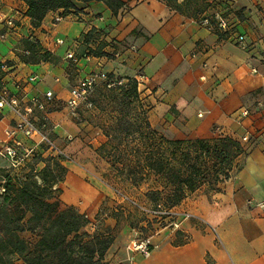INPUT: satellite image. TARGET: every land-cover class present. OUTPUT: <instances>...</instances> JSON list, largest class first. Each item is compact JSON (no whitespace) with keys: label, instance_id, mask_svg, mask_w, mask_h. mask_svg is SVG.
<instances>
[{"label":"crops","instance_id":"obj_1","mask_svg":"<svg viewBox=\"0 0 264 264\" xmlns=\"http://www.w3.org/2000/svg\"><path fill=\"white\" fill-rule=\"evenodd\" d=\"M121 1L126 7L116 16L103 3L91 2L80 6L77 13L50 12L33 26L21 0H0L3 13L16 25L0 39V63L7 66L1 74L3 84L16 95L15 82L37 75L36 83H22L20 95H25L26 102L33 97L42 99L50 91L53 101L46 115L49 127L56 126L50 136L56 143H62L61 139L67 142L65 137L71 136L72 143L75 128L64 130L60 124L74 121L64 108L70 90L92 72L102 71L119 79L140 74L143 85L139 99L146 104L147 121H155L153 127L177 140L229 137L244 149V156L236 161L240 170L218 185V191L194 193L179 206L215 228L217 239L190 221L183 226L188 243L173 246L171 235L163 236L148 257L133 254L129 261L130 254L124 247L118 248L114 240L105 254L107 264H264V0H227V6L221 4L223 12L228 11L231 31L225 39H219L199 21L169 9L162 0ZM61 15L62 20L54 23ZM1 30L0 26L3 33ZM90 30L99 33L97 38L105 44L102 52L112 58L92 57L73 65L66 55H77ZM238 35L245 36L244 47L237 45ZM23 41L36 43L54 61L23 63L19 58L27 55ZM111 42L114 46L109 45ZM244 110L249 115L240 118ZM83 111L92 113L95 107L80 108V113ZM41 117L42 113L33 109L31 120L38 125ZM14 121L11 113L2 112L0 147ZM86 126V122L80 124L88 130ZM244 136L249 137L248 143L242 142ZM18 139L30 145L21 136ZM62 166L66 180L58 186L60 199L86 218L93 213L80 208L84 198L75 180L82 183L86 175L96 176L99 187H89L92 201H96L95 213L103 200L114 198L116 189L105 185L92 166L80 161ZM110 221L107 219V226L112 228Z\"/></svg>","mask_w":264,"mask_h":264},{"label":"trees","instance_id":"obj_2","mask_svg":"<svg viewBox=\"0 0 264 264\" xmlns=\"http://www.w3.org/2000/svg\"><path fill=\"white\" fill-rule=\"evenodd\" d=\"M21 1L27 6L26 15L33 26H38L50 12L62 10L63 14L69 11L77 13L81 10L80 6L91 2L103 3L114 16L126 7V3L121 0ZM162 1L169 9L189 19L200 22L203 16L209 17L210 24L214 26L211 30L219 39L231 35L230 28L227 32L219 31L213 19L216 13L227 19L228 11L223 12L225 9L220 6H227V0H182L181 3L178 0ZM215 5H219L216 11L209 13L210 8ZM98 35L95 30H90L84 36V44L90 46V39ZM23 48V52L27 53L19 56L23 63L54 61L49 52L42 50L34 42L23 41ZM91 52L92 55L83 53L77 57L112 58L102 51ZM120 80L125 83L116 85V88L122 93L124 100L128 101L126 104H140L145 120L137 128L145 146L140 175L154 178L157 187L148 191L146 196L155 208L160 206L162 209L172 210L202 185H206L210 192L218 191V185L231 179L240 170L241 165L236 161L244 156L245 151L239 142L222 136L213 140L167 139L152 129L147 121L146 107L140 103L136 81L133 78H114L107 74V81ZM102 84L108 88L107 82ZM88 100L95 107L92 94ZM128 134L127 130L126 135ZM149 141H153L152 149L147 146ZM32 158L33 166L44 164L40 172L34 174L32 166L26 179L20 181L16 175L13 176L7 165L6 175L0 176L4 190L0 197V264H15V258L22 264H107L105 254L114 242L109 229L83 241V235L88 237L83 230L89 221L73 207L54 197L55 193L52 191L61 182L65 168L56 160L52 167L47 165V160H53L42 157L40 152ZM33 178L40 180L42 185H38ZM24 213L30 214L26 221L27 227L23 226ZM24 231L37 236V241L31 248L20 237V233ZM175 236L180 245L188 243L181 240L183 235L180 232H176Z\"/></svg>","mask_w":264,"mask_h":264},{"label":"rangeland","instance_id":"obj_3","mask_svg":"<svg viewBox=\"0 0 264 264\" xmlns=\"http://www.w3.org/2000/svg\"><path fill=\"white\" fill-rule=\"evenodd\" d=\"M179 1L180 0H178V2ZM218 6L219 5L212 6L208 12L213 13ZM100 41L101 40H99L97 36L92 37L89 42L90 46L81 44L76 56L82 55L83 53L92 55V50L97 52L102 51L105 44ZM109 45L114 46L112 42ZM123 83L125 82L123 81ZM142 85L143 82L137 89L138 97ZM116 87L117 86H111L110 88H105L102 83H99L94 88L92 100L94 102L95 112L90 113L88 111H83L81 113L85 120H87L83 121V123H87L86 127H89L88 130H86V128H81V123L77 121H60L64 130H68L69 128L73 130L75 128V140L72 143H67L62 139V143H57L68 157H70V161H61L60 159L57 160L47 157L53 160H47V165L52 167L56 161L61 165L64 162H83L85 165L92 166L95 174L101 177L105 185H109L116 189L114 198H111V200H108V198L103 200L95 213L96 201H92V190H90L89 187H99V181L96 176L94 175L93 177L92 174L86 175L84 181L81 180L82 183L76 180L75 182L73 181L75 186L81 185L82 187L80 190L84 199L83 205H81L80 208L86 210L88 213H93L90 218H86L89 224L83 231L86 232L88 237L83 235V241H88L90 239L89 236L101 233L107 228L109 229L110 236L115 240V245L118 248L124 247L127 253H129L127 246L133 241L148 239L150 243L154 244L160 240L159 238L162 239L163 236L166 238L168 235H171L169 242L173 246H179L180 242L176 239L175 234H170V232L166 230H162L160 233L158 231V228L161 227L160 225L167 224V219H162L161 217L155 219L140 211V209L150 211L157 209L146 196L148 191L157 187L154 178L152 176L140 175V165L143 158L142 153L145 146L143 145V138L137 133V128L140 122L145 120L142 116L140 104L135 102L130 105L126 104L128 101L124 100L122 93ZM140 103L144 107L146 106L141 100ZM149 123L152 129L156 130L160 135L167 139H173L162 129H158L155 126L153 127L151 124L155 125V121H149ZM127 130L130 133L128 135H126ZM96 132H98V134H96ZM105 139L107 141L103 143ZM74 145L75 148H73ZM147 146L152 149L153 141H149ZM32 159L33 158H29L20 170L12 171L13 176L16 175L20 181H24L28 176L29 168L33 166ZM39 165V167H36V165L33 166L35 169L34 174L40 172L44 164ZM6 172L7 164L0 160V176H5ZM142 174L144 175L145 172H142ZM65 176L66 170L61 176L60 183L65 182ZM33 179L37 181L38 185H42L40 180L37 178ZM60 183L54 186L52 190L55 193L54 197L58 199H60L61 192L58 188ZM64 186L62 184V187ZM199 192L203 194L210 193L206 185H202L195 193ZM3 194V181L0 178V197ZM193 194L189 195L185 200L190 198ZM61 202L63 201L61 200ZM181 204L179 206H181ZM179 206L174 208V211L178 213H189L185 208H179ZM177 208L179 209L177 210ZM78 213L80 212L78 211ZM82 215L85 216V214ZM29 217V213H24V227H27L26 221ZM107 219L111 220L110 223H112V228L107 226V224H109V222L107 223ZM185 224L186 223H183L180 228L183 229ZM20 237L27 243L29 248L37 241V236L28 231L20 233ZM181 240H184L183 237ZM129 254L130 258H128V260L131 261V255L133 254ZM14 262L15 264H22L18 258H15Z\"/></svg>","mask_w":264,"mask_h":264},{"label":"built area","instance_id":"obj_4","mask_svg":"<svg viewBox=\"0 0 264 264\" xmlns=\"http://www.w3.org/2000/svg\"><path fill=\"white\" fill-rule=\"evenodd\" d=\"M216 28L221 32H227L229 29L228 20L224 18L221 14L216 13L213 17ZM62 20L61 16H57L54 19V23H58ZM200 24L209 27L211 30L214 28L210 24L209 17L203 16L200 20ZM0 26L4 32L0 33V39H5V37L16 29L15 21L6 16L3 13V9L0 4ZM235 41L238 46H245V36L238 35L235 38ZM91 56L77 57L72 53H68L66 55V59L69 60L73 65L77 64L80 60L89 61ZM7 71V66L4 63H0V116L3 111H7L11 113L14 118V125L10 128L7 133V141L0 147V159L4 160L8 167L12 171H18L21 167L24 166L25 162L32 158L38 152L41 153V156L44 158L50 157L52 159H60L61 161H70V157L63 151L61 147H59L56 141L50 136V131H54L56 126L49 127V121L46 115L47 106L53 101L52 93L46 92L42 99L40 98H30L26 102L24 101L25 95L21 96L20 92L23 90L22 83L33 84L38 81L37 75H30L25 78L24 81H17L14 83V90L16 91V95L11 93L7 87L3 84L1 80V74ZM137 83V89L140 84L143 82V76L138 74L133 78ZM107 82V86L110 88L111 86L122 85L123 81H107V74L99 71L92 72L83 80L78 82L75 87L70 90L69 98L65 103V110L67 115L77 121L79 123H83V118L80 113V108H84L86 110L93 109V105L89 102V97L93 93L94 88L99 83ZM25 103H27L25 105ZM33 109H36L42 113V117L40 121H38V125L31 120V115L33 113ZM249 115L247 110H244L240 114V118H245ZM18 136L30 141V145H25L21 140L18 139ZM67 142H71L73 138L71 136L65 137ZM242 142L248 143L249 137H242ZM46 157H45V156ZM140 209V208H139ZM141 212L154 217L155 219L164 218L167 219L168 222L165 225H159L161 227L158 228V231L166 230L170 232V234H175L176 232H180L183 235V239L189 241V236L184 232L180 227L183 223H189L190 221H194L197 224L201 225L205 229H207L214 237L217 239V232L215 228L204 223L200 219L194 217L192 214L187 212L178 213L172 210H165L159 207L155 210H146L140 209ZM168 235V234H167ZM165 238V237H164ZM158 245L150 243L148 239L146 240H137L131 242L127 246V250L131 254H137L141 257H148L153 249L157 248Z\"/></svg>","mask_w":264,"mask_h":264}]
</instances>
